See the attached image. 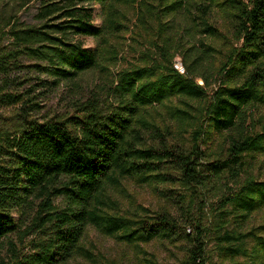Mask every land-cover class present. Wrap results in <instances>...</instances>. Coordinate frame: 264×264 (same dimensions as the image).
Masks as SVG:
<instances>
[{"label":"trees","instance_id":"1","mask_svg":"<svg viewBox=\"0 0 264 264\" xmlns=\"http://www.w3.org/2000/svg\"><path fill=\"white\" fill-rule=\"evenodd\" d=\"M0 4V264H117L90 229L139 264H165L155 240L175 264H264V0Z\"/></svg>","mask_w":264,"mask_h":264},{"label":"rangeland","instance_id":"2","mask_svg":"<svg viewBox=\"0 0 264 264\" xmlns=\"http://www.w3.org/2000/svg\"><path fill=\"white\" fill-rule=\"evenodd\" d=\"M5 4V3H4ZM2 6L0 4V10ZM36 13L35 7H32L30 10H24L19 13L21 16V19L33 23L34 22V15ZM97 23H100V19L96 20ZM81 40L84 42V44L88 47H93L96 44V41L94 38L89 36H83L81 37ZM177 64L179 68H182L181 59L177 58ZM121 66L116 67L114 70H118ZM97 78V73H87L84 75V79L86 83L90 82L91 80H95ZM68 90V89H66ZM65 90V91H66ZM59 96L52 98L51 101L44 102L43 104L47 105L43 109V113H46V110L48 108L50 109V112H62L64 111L63 108L65 106V102L58 99ZM264 111V108L261 109ZM128 192L136 198L138 203H141L147 207H150L152 209H156L160 206V204L163 202L162 198H160L158 195H156L152 188L149 186H137V185H131L128 187ZM57 201H60L59 199ZM217 198L212 197L211 202L216 203ZM126 209L130 205V201L126 198L124 199ZM210 202V203H211ZM211 203V204H212ZM15 215L18 217V214L15 213ZM260 219H264V216L260 218L258 215L254 222L260 221ZM28 222V221H27ZM11 239L15 241H19V237L17 233H13L10 235ZM84 245L88 247L90 250H92L98 257H100L101 254L106 256L108 259H115L117 264H139L138 257H134L132 255L133 252L130 247H127L126 245H123L119 242H117L112 237L104 236L100 233H98L95 230H89V233L87 234L86 238L83 240ZM146 248L149 251L155 252V254L158 256L159 260L165 264H175L177 263V254L179 253L178 248L171 243H168L166 240H155L151 244L147 245ZM208 252L210 255H212V259H217L216 249L214 242H211L207 246ZM125 260L123 261V258ZM133 258V259H132ZM132 259V260H131ZM69 264H95L92 261H88L87 259H84L82 257H77L73 259Z\"/></svg>","mask_w":264,"mask_h":264}]
</instances>
